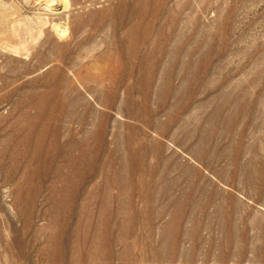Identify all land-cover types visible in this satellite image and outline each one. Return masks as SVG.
I'll list each match as a JSON object with an SVG mask.
<instances>
[{
  "label": "rangeland",
  "instance_id": "374dc122",
  "mask_svg": "<svg viewBox=\"0 0 264 264\" xmlns=\"http://www.w3.org/2000/svg\"><path fill=\"white\" fill-rule=\"evenodd\" d=\"M47 1L0 0V264H264V0Z\"/></svg>",
  "mask_w": 264,
  "mask_h": 264
},
{
  "label": "bare ground",
  "instance_id": "6f19581e",
  "mask_svg": "<svg viewBox=\"0 0 264 264\" xmlns=\"http://www.w3.org/2000/svg\"><path fill=\"white\" fill-rule=\"evenodd\" d=\"M57 2L64 3L65 5L68 3V0H48L46 5L47 6H54L57 4ZM39 18H41V14L38 15Z\"/></svg>",
  "mask_w": 264,
  "mask_h": 264
}]
</instances>
